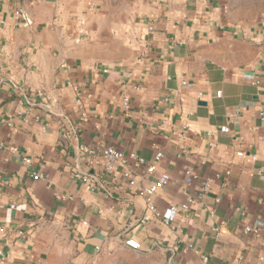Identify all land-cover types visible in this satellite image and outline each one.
I'll list each match as a JSON object with an SVG mask.
<instances>
[{"label":"crops","instance_id":"obj_1","mask_svg":"<svg viewBox=\"0 0 264 264\" xmlns=\"http://www.w3.org/2000/svg\"><path fill=\"white\" fill-rule=\"evenodd\" d=\"M90 3L0 0V264H93L129 238L168 264H264V18L144 0L113 22ZM103 146L162 157L107 174Z\"/></svg>","mask_w":264,"mask_h":264},{"label":"built area","instance_id":"obj_2","mask_svg":"<svg viewBox=\"0 0 264 264\" xmlns=\"http://www.w3.org/2000/svg\"><path fill=\"white\" fill-rule=\"evenodd\" d=\"M181 83L183 85H188V83L185 82L184 80L181 81ZM219 93L220 92H218V94ZM77 102H79V99L77 100ZM260 118L262 120H264V116L262 114H260ZM219 130L221 132H227L228 127L225 124L223 126H220ZM207 134H210V132H207ZM209 144L213 145V142H210ZM83 149L86 150V148H83ZM87 152L94 153V151H91V150H88ZM236 154L241 156L243 154V152L239 150L236 152ZM98 155L100 156V159H101V166H102L103 172L107 173V174L112 172V170L115 168V166L117 164H125L128 162H132L134 166L144 165V166H146V168H145L146 172H152L155 169V162L158 161L162 157V152L156 151L154 154L153 160L151 162H146L141 156H138L134 152L123 153L121 151L116 150L115 148H113L111 146H103L99 150ZM22 161L26 165H30V163H31V159L27 156H23ZM74 176L76 178H79L83 182L89 184L91 187H93V184H92L93 182L90 180L88 175L76 171ZM31 177L33 179L37 180V179L43 178L44 176L38 172H31ZM122 177L124 179H126L128 185H130V186L135 185L136 181H135L134 176L132 175L131 170L123 171ZM196 179H197V175L187 172V174H186V180L187 181L190 182V181H193ZM168 181H169V176L166 173H162L156 179V181H154L149 186H147L146 188L143 189V193L146 195V202H147L146 203V210L153 213L155 216H161V214L159 212H157V210H156V208L152 202V195L157 191L158 188L165 186L168 183ZM208 188H209V180L205 179L202 181V189L204 191H206V190H208ZM216 200L218 201V199H216ZM191 201H192L191 198H187V200L185 202H182L180 204H171L169 206L168 210H169V212H176L177 210L186 211L188 209ZM11 207H13V205H11ZM144 219H146V216L144 217ZM244 232L245 233L252 232V233L258 234L260 232V230H259V228L251 227L248 225V226L244 227ZM125 245L131 249H139L140 248L139 242H137L136 240H134L132 238L126 239ZM95 248L99 249L98 246H96ZM259 259L264 262V256L260 257ZM203 261H206L205 257H203ZM175 264H178V263H175Z\"/></svg>","mask_w":264,"mask_h":264},{"label":"rangeland","instance_id":"obj_3","mask_svg":"<svg viewBox=\"0 0 264 264\" xmlns=\"http://www.w3.org/2000/svg\"><path fill=\"white\" fill-rule=\"evenodd\" d=\"M144 0H91L92 9L113 22H126L137 14ZM234 19L256 23L264 18V0H225ZM93 264H168L162 252H139L129 248L120 249L109 256L97 259Z\"/></svg>","mask_w":264,"mask_h":264},{"label":"water","instance_id":"obj_4","mask_svg":"<svg viewBox=\"0 0 264 264\" xmlns=\"http://www.w3.org/2000/svg\"><path fill=\"white\" fill-rule=\"evenodd\" d=\"M24 19L26 21V25H29V21H28V19H27V17L25 15H24Z\"/></svg>","mask_w":264,"mask_h":264}]
</instances>
